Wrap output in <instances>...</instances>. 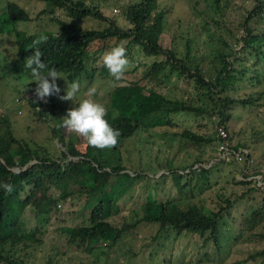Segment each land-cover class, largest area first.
I'll return each mask as SVG.
<instances>
[{
    "label": "trees",
    "instance_id": "1",
    "mask_svg": "<svg viewBox=\"0 0 264 264\" xmlns=\"http://www.w3.org/2000/svg\"><path fill=\"white\" fill-rule=\"evenodd\" d=\"M40 1L43 6L30 16V10L17 1L0 0V38L6 40V44L0 40V70L5 79L17 81L6 86L9 95L0 93V113L3 102H9L19 116L22 111L17 120L10 115L0 118V125L5 126L0 129V184L14 186L11 194L0 187V264H22L24 252L12 254L15 240H38L35 236L46 232V225H52L53 231L59 229L56 238L61 239V247L69 245L72 250L93 254L95 249L105 253L103 245H111L139 221L157 224L153 240L160 231L172 230V237L197 233L219 248L224 217L237 221L233 204L243 207L254 200L257 203L258 195V204L240 211L235 237L254 233L260 223L264 225V166L252 160L243 142L233 140V133L240 131L230 128L241 113L252 108L254 94L264 93L235 94L232 87L236 72L240 80L250 83L264 78V0L237 4L207 0L198 28L207 36L206 45L199 54L191 52L187 36L183 51L176 48L180 35L170 46H161L158 38L167 4L159 0ZM46 15L50 25L43 20ZM86 20L94 21L93 25H86ZM178 33H183L182 25ZM42 34L48 37L38 46L42 62L56 68L69 84L78 82L79 96L82 85L89 89L99 82L103 87L107 101L105 105L99 103L107 109L106 120L121 133L114 148L95 149L84 137L67 131L62 127L67 112L56 110L55 102H49L45 109L43 102H34V93L26 98L18 94L36 87L24 66L33 54L32 42ZM116 46L127 49L130 62L121 81L109 75L102 60ZM172 75L188 87L184 96L163 94ZM64 79L57 80L61 91L67 87ZM245 105L248 108L242 109ZM174 113L197 118V129H165L175 127ZM262 117L258 119L264 123V112ZM243 119L246 126L254 122ZM15 121L26 122L21 137L14 136L13 126L8 124ZM154 127L162 128L161 134L166 132L169 146L194 151L192 160L173 166L170 158H154L155 166L162 170L156 177L148 176V170L155 172L156 167L141 163L137 170L128 168L122 162V152L129 151L124 146L126 139L143 131V137L150 139L148 133L155 135ZM254 174L259 178L248 177ZM139 177L154 178L155 185L175 178L179 191L193 190L187 196L190 202L177 208L175 202L181 198L150 200L143 203L142 215L134 214L132 221L123 219L117 226L109 215L130 197L132 183ZM79 194V210L85 221L75 226L57 222L61 203ZM245 197L250 200L248 204L242 200ZM256 233L264 239V229ZM257 255H264V245L235 262L253 260ZM97 261L92 258L80 264Z\"/></svg>",
    "mask_w": 264,
    "mask_h": 264
},
{
    "label": "rangeland",
    "instance_id": "2",
    "mask_svg": "<svg viewBox=\"0 0 264 264\" xmlns=\"http://www.w3.org/2000/svg\"><path fill=\"white\" fill-rule=\"evenodd\" d=\"M4 1V0H3ZM21 6L30 10V16H33L42 6L43 2L40 0H15ZM162 5L167 4L166 13L163 20V28L159 35L158 41L161 46H170L174 39L179 37V43L177 44V49L183 51V41L184 37L190 38V50L197 54L205 50V38H207L204 31L198 30L200 27V18L204 14L205 9L202 5L206 3L207 0H159ZM233 3H241L242 0H231ZM0 4H2L0 2ZM45 15V14H43ZM48 15H46L43 20L46 25L50 23L46 20ZM221 21V19L219 20ZM88 22L86 25H93L91 20H86ZM33 23V22H32ZM182 25L183 33H178L179 26ZM55 27V24H53ZM188 31V33H187ZM3 39V43L6 44V40L2 36L0 40ZM144 60H150L144 57ZM133 65V64H132ZM131 65V66H132ZM3 69L0 70V84L1 85H12L16 84L17 81L11 78H4ZM235 79L232 82V87H235V94L247 92V91H259L264 92V78L260 79L256 83H250L249 81L239 79V74L236 72ZM137 74H134L136 76ZM245 80V82H244ZM171 84L169 88L165 89L163 94H167L170 97H182L185 95L184 91L188 88L184 82H182L177 77H171ZM244 82V83H243ZM96 85L97 94L92 97L95 102L103 103L107 101V96L103 94V87H99V82L94 83ZM94 85V86H95ZM80 100L88 98V89H83ZM9 95L10 91H6ZM34 93V91H32ZM18 94H21L19 92ZM32 93L29 90L23 91L21 96L29 97ZM60 95H64V91H61ZM246 95H243L245 97ZM254 101L252 108L247 109L248 106L245 105L242 109H247L245 112L241 113L240 117L237 118L232 124L231 129L240 131L239 133H233V140L243 142L247 147L252 160L255 162L258 160L262 166H264V123L259 117H262L264 112V93L260 96L254 94ZM49 102L55 104V109L63 112H67L69 109L78 107V102L74 101H61L56 96H51L48 98L47 103H43L45 109L49 108ZM260 102L258 105L257 103ZM9 102H3L1 105V116L3 118L5 115H10L13 120L21 118L12 109V106H8ZM233 114L235 113L237 106L233 108ZM181 116L180 113H174L173 119L176 120V125L173 128H165L168 130H180L182 127H187L191 129H197L194 125L197 118L191 116L189 113ZM178 118L176 119V117ZM231 116L229 121L231 120ZM243 117L254 121L251 125L246 126V122ZM263 118V117H262ZM106 119V117H105ZM258 119V120H257ZM264 120V119H263ZM2 122V121H1ZM24 121L22 122H11L13 126V135L21 137L23 130L25 128ZM28 123H33L29 121ZM7 125V124H6ZM245 126V127H243ZM5 127L0 125V129ZM243 127V128H242ZM164 129V130H165ZM162 128L154 127L152 132L155 135L148 133L150 139H145L143 135L145 132H140L127 138L124 144L128 147L129 151L122 152L123 160L122 162L131 170H137L142 164L145 167H156L154 158H170L172 160L173 166L188 164L195 155V152L189 148H181L176 146H169L166 143V132ZM32 134V133H31ZM81 141V138H78ZM153 140V141H152ZM220 153V157H222ZM204 156V155H203ZM207 164V163H206ZM154 171L148 170V176L156 177L162 170L158 167ZM182 170V169H180ZM147 171V172H148ZM187 178V177H186ZM154 178L145 179L144 177L136 178L133 181L130 188L128 199L124 198L123 205L116 211H113L109 216L113 222L120 226L125 219L126 222L132 221L134 214L140 216L144 213L143 203L150 200H165L172 199L174 197L181 198L177 199L175 206L177 208H182L186 203L190 202L187 197L190 191L180 190L174 178H165L164 183L154 184ZM185 178H182L184 180ZM175 180V183L174 181ZM150 194V197L147 196ZM261 194V193H259ZM258 202L252 201L251 205L239 206L233 204L231 210L234 211V218L237 221H232L231 217H224V221L221 223L219 239L220 246L216 248L211 241H204V237L198 235L197 233H181L175 237H172L173 231H160L157 238L153 240L151 235L154 234L157 224L154 222L139 221L128 228V230L121 234L120 238L109 246L103 245L105 253L96 254L85 251L72 250L69 245H63L61 247V239H57L58 230L53 231L52 225H46L47 231L35 236L37 239L32 237L22 241L15 240L16 245L12 248V254L17 256L24 252L22 264H80L81 262H88L92 258H97V263L95 264H115L120 262L121 264H264V255H257L253 260H248L246 262L236 263L235 260L238 257L244 256L248 253L260 250L264 245V239L257 235L256 231L259 229H264L263 223H260L257 228L254 229V233H244L235 237V232L238 230V224L241 212L245 207L249 209L259 203L261 197L258 195ZM244 203L248 204L250 201L246 197L242 199ZM82 203L80 194L73 199L66 200L61 203L58 207L59 214H56L57 222L61 224L77 225L85 221V215L79 210V205ZM117 207V206H116ZM135 210V211H134ZM115 218H113V217ZM104 244V243H102Z\"/></svg>",
    "mask_w": 264,
    "mask_h": 264
},
{
    "label": "clouds",
    "instance_id": "3",
    "mask_svg": "<svg viewBox=\"0 0 264 264\" xmlns=\"http://www.w3.org/2000/svg\"><path fill=\"white\" fill-rule=\"evenodd\" d=\"M47 40L48 37L43 34L35 39L31 45L34 50L33 54L25 60L24 72H28L31 82L36 84L34 89L36 100L34 102L47 103L48 98L51 96H56L61 101L78 102L79 106L69 109L66 116L62 118V127L71 133L84 137L88 145L95 149L110 150L114 148L118 144L121 133L105 119L107 115L106 107L92 99L97 94V89L95 87L89 88L87 91L88 98L78 100L80 84L78 82L69 84L56 68H48L45 62H42V52L38 46L46 43ZM102 60L109 75L115 81H121L130 63L127 58V49L124 46L113 47L111 51L103 56ZM146 63H149V60ZM46 68L47 71H45ZM58 79H64L67 82V87L63 90L64 95H60L61 88L57 84ZM132 80L135 79L131 78ZM2 91H6V85L0 84V93ZM31 93L33 95L32 91ZM248 177L257 179L259 174ZM0 187L8 194H11L14 190L11 183H2Z\"/></svg>",
    "mask_w": 264,
    "mask_h": 264
}]
</instances>
